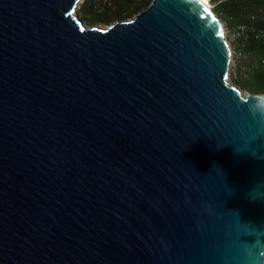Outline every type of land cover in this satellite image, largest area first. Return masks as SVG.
<instances>
[{
	"label": "water",
	"instance_id": "1",
	"mask_svg": "<svg viewBox=\"0 0 264 264\" xmlns=\"http://www.w3.org/2000/svg\"><path fill=\"white\" fill-rule=\"evenodd\" d=\"M78 1L0 0V264H264V94L218 18Z\"/></svg>",
	"mask_w": 264,
	"mask_h": 264
},
{
	"label": "trees",
	"instance_id": "2",
	"mask_svg": "<svg viewBox=\"0 0 264 264\" xmlns=\"http://www.w3.org/2000/svg\"><path fill=\"white\" fill-rule=\"evenodd\" d=\"M215 5L217 15L224 17L228 27L237 28L241 34L237 47L248 62L246 77L235 79L238 87L252 94H264V0H209ZM150 0H98L87 2L85 16L88 25H108L114 21L131 18L146 8ZM246 81V82H243Z\"/></svg>",
	"mask_w": 264,
	"mask_h": 264
},
{
	"label": "rangeland",
	"instance_id": "3",
	"mask_svg": "<svg viewBox=\"0 0 264 264\" xmlns=\"http://www.w3.org/2000/svg\"><path fill=\"white\" fill-rule=\"evenodd\" d=\"M91 1H93V3H98V0H79L76 4L75 8H74L73 13H72V15L79 22L81 21L83 27L86 29H89V28L106 29L108 26H110L111 24H113L115 22L129 21L134 17V16H132L131 18H128V19L114 21L108 25L95 24V25L90 26V25L86 24L85 21H83L81 18L85 16L84 8L87 7V2H91ZM210 5H211V11L218 18V20L220 21V23L222 25L225 39L227 40L229 47L231 49L230 50L231 51V60H230V66H229L228 74L226 76V81H227L228 85L236 87L237 90L240 92V94L243 97H247V96L251 95L252 93L246 89L238 87V85L235 83L236 78H237V80H243V78L246 77V73H247L246 72L245 75H243L242 74L243 72H241V71L239 72V68L241 65H242L241 70L245 72V68H246L247 62H248V60L244 56L241 55V53L239 52L238 47H237V39L239 38V34H241V33L237 28L232 29L231 27H228V24L226 23L225 18L216 14L215 5L211 2H210ZM144 9L145 8L141 9L140 11H142ZM243 82H246V81H243Z\"/></svg>",
	"mask_w": 264,
	"mask_h": 264
},
{
	"label": "bare ground",
	"instance_id": "4",
	"mask_svg": "<svg viewBox=\"0 0 264 264\" xmlns=\"http://www.w3.org/2000/svg\"><path fill=\"white\" fill-rule=\"evenodd\" d=\"M200 2H203L208 8L211 9L210 1L209 0H199Z\"/></svg>",
	"mask_w": 264,
	"mask_h": 264
},
{
	"label": "snow or ice",
	"instance_id": "5",
	"mask_svg": "<svg viewBox=\"0 0 264 264\" xmlns=\"http://www.w3.org/2000/svg\"><path fill=\"white\" fill-rule=\"evenodd\" d=\"M205 11L207 12V11H208V9H207V8H205ZM219 34H220V35H223V32L221 31Z\"/></svg>",
	"mask_w": 264,
	"mask_h": 264
}]
</instances>
